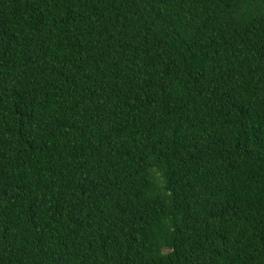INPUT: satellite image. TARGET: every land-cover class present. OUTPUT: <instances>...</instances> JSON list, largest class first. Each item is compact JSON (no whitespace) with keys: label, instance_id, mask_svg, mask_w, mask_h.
Here are the masks:
<instances>
[{"label":"trees","instance_id":"obj_1","mask_svg":"<svg viewBox=\"0 0 264 264\" xmlns=\"http://www.w3.org/2000/svg\"><path fill=\"white\" fill-rule=\"evenodd\" d=\"M0 264H264V0H0Z\"/></svg>","mask_w":264,"mask_h":264}]
</instances>
